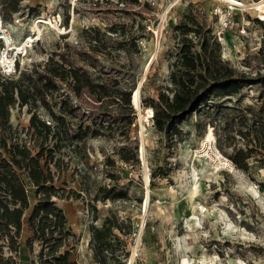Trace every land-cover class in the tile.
Returning <instances> with one entry per match:
<instances>
[{
    "label": "rangeland",
    "instance_id": "1",
    "mask_svg": "<svg viewBox=\"0 0 264 264\" xmlns=\"http://www.w3.org/2000/svg\"><path fill=\"white\" fill-rule=\"evenodd\" d=\"M238 1L242 4L233 6L228 0H22L20 11L11 14L2 13L0 0V18L12 48L29 34L38 37L25 50L23 43L18 48L24 52L13 75L45 63L51 53H64L68 64L106 86L104 103L90 101L86 94L80 99L72 95V104L81 108L67 114L72 133L90 123L92 128L104 125L103 135L74 140L58 151L63 167L56 172V184L81 194L54 197L72 233L65 249L78 264H100L93 255L90 225L102 226L111 215L125 228L130 223L134 227L122 238L127 244L116 246L110 264H264V140L252 142L253 134L250 138L237 132L246 123L244 114L252 123L264 107V84H248L230 101L213 100L185 118L173 137L156 128L147 103L149 96L157 97L160 88L171 84L182 37L176 25L186 11H198L212 28L224 59L253 75L264 72V22L257 20H264V15L254 5L261 0ZM228 10L232 23L224 27ZM111 26L117 30L111 31ZM3 46L0 38V53ZM136 89L140 107L131 101ZM67 92L62 85L49 96L59 115L65 113ZM38 112L51 119L46 108ZM31 114L28 105H17L11 123L34 146L36 135L26 130ZM207 138L216 140L229 159L239 147H254L248 169L221 162L214 145L203 148ZM133 151L136 159L121 157ZM100 187L126 196L106 198ZM28 189L33 204L35 187L29 183ZM113 231L121 236L116 226ZM30 234L27 228L22 232L18 264H30L34 257L26 245ZM39 247L36 241L35 253Z\"/></svg>",
    "mask_w": 264,
    "mask_h": 264
},
{
    "label": "trees",
    "instance_id": "2",
    "mask_svg": "<svg viewBox=\"0 0 264 264\" xmlns=\"http://www.w3.org/2000/svg\"><path fill=\"white\" fill-rule=\"evenodd\" d=\"M1 2L2 13L13 14L21 9L22 0ZM176 28L182 37L180 57L173 64L170 73L171 84L160 88L157 97L147 98L148 105L153 108L154 125L169 137H173L185 118L213 100L230 101L246 85L264 84V72L258 71L253 75L241 71L223 58L220 42L207 22L200 19L198 11H186ZM110 30L116 31L117 28L111 26ZM93 40L96 37L90 41ZM67 61L64 53H51L45 63L20 70L18 76H6L0 72V264L19 263L17 255L25 228L31 233L26 239V245L34 254L30 264H78L76 259L71 258L72 251L65 249L72 233L67 214L54 197L80 198L81 194L56 184V172L63 167V159L58 151L64 146H71L74 140L79 143L88 136L103 135L104 125L92 128L90 123L72 133L67 114L73 115L81 108L78 104H72V95L80 99L86 94L90 101L104 103L105 99H101V95L106 92V86L95 81L86 70L68 64ZM62 85L67 86L71 94L66 93L65 113L59 115L49 96ZM260 97H264V93ZM17 105H28L32 112L30 125L26 130L32 129L36 135L34 146L11 123L12 109ZM40 107L48 110L51 119L40 115ZM85 111L84 114L89 115L90 112ZM106 112L111 111L103 109V113ZM89 117L94 122L93 115ZM243 117L246 123L237 132L248 137L253 134L255 139H250L252 142L263 141L264 107H261L258 115L254 114L252 123H248L246 114ZM245 127L247 129L244 131ZM225 136L228 137L229 133L226 132ZM50 139H54L53 144H49ZM254 152V147H239L232 160L236 166L248 169L249 158ZM136 155L133 151L129 154L122 153L121 157L130 161L136 159ZM109 162L115 164V159L111 158ZM29 183L35 187L36 202L33 204L30 200ZM100 190L106 198L126 196L123 192H114V188L100 187ZM93 210L94 220H98V207L94 205ZM114 226L120 230L121 236L114 233ZM133 227L130 223L125 228L112 215L106 217L102 226L92 223L90 229L93 233L95 259L100 264H110L109 259L115 256L116 246L122 242L127 244L122 238L130 235ZM36 241L40 246L37 253L34 252Z\"/></svg>",
    "mask_w": 264,
    "mask_h": 264
},
{
    "label": "built area",
    "instance_id": "3",
    "mask_svg": "<svg viewBox=\"0 0 264 264\" xmlns=\"http://www.w3.org/2000/svg\"><path fill=\"white\" fill-rule=\"evenodd\" d=\"M242 4V1H239ZM232 23V12L230 10H228V13H226L225 17H224V21H223V26L224 27H229ZM0 38L4 40V46L1 50L0 53V71L2 73V75H13L14 73H16L17 71V62L19 59V55L23 54L24 51H22L21 48H23L25 50L26 46H22V44L20 46H22L20 49L17 48H12V38L10 33L8 32L7 29H5L4 25H3V20L2 18H0ZM10 38V40L8 39ZM35 40H38L37 38ZM34 42V41H33ZM48 122H50L48 120ZM206 143H209L212 149V145L215 146V149H217V145H216V140L214 141H207ZM216 154V153H215ZM219 158V157H218ZM221 158H228L225 157L224 155L220 156V161ZM217 161V160H216ZM230 163L233 162V165L236 166V164L234 163V161L232 159H229ZM227 166H230L229 164H226Z\"/></svg>",
    "mask_w": 264,
    "mask_h": 264
},
{
    "label": "bare ground",
    "instance_id": "4",
    "mask_svg": "<svg viewBox=\"0 0 264 264\" xmlns=\"http://www.w3.org/2000/svg\"><path fill=\"white\" fill-rule=\"evenodd\" d=\"M223 1V0H221ZM230 3H232L233 6L235 5H241V3L238 1V0H228ZM255 7L261 11V14L264 15V0H261L259 2H256L255 4ZM44 21V20H42ZM34 27H36L37 29L40 30V27L37 25H35ZM38 38V37H37ZM10 40V38H8ZM36 38L34 37L33 34H29L27 36H25L22 41L18 44V45H21L23 43L24 46H29ZM23 46V47H24ZM155 57V56H154ZM149 67V66H148ZM140 91L139 89H136L135 92L132 94V103L133 105H135L136 107H140ZM150 107V106H149ZM212 139L211 138H207L206 139V142L207 141H211ZM206 142H204V147L203 148H206ZM218 149V148H217ZM144 151V150H143ZM216 153V156H221L223 155L222 152L218 149L215 151ZM207 156L209 158H212L213 155H210L209 152L207 153ZM214 157V156H213ZM221 162L223 163H226V164H229L230 167L234 168V165H233V162L230 163L229 161V158H221ZM147 204H148V199H147Z\"/></svg>",
    "mask_w": 264,
    "mask_h": 264
}]
</instances>
